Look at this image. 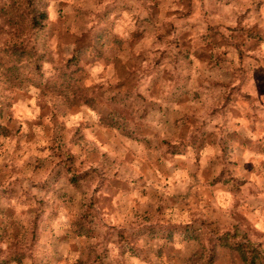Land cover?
Listing matches in <instances>:
<instances>
[{
  "label": "rangeland",
  "instance_id": "374dc122",
  "mask_svg": "<svg viewBox=\"0 0 264 264\" xmlns=\"http://www.w3.org/2000/svg\"><path fill=\"white\" fill-rule=\"evenodd\" d=\"M46 1V87L0 61V264H193L192 237L226 231L264 251L237 211L195 220L170 178L264 193V0Z\"/></svg>",
  "mask_w": 264,
  "mask_h": 264
},
{
  "label": "trees",
  "instance_id": "16d2710c",
  "mask_svg": "<svg viewBox=\"0 0 264 264\" xmlns=\"http://www.w3.org/2000/svg\"><path fill=\"white\" fill-rule=\"evenodd\" d=\"M48 9L46 0H0V23L9 31V39L0 48V61L6 65L8 81H32L34 84L38 82L36 85L40 87H46L42 85L44 56L36 46L34 38L47 25ZM63 76L65 75L60 74L57 81ZM57 81L53 83L57 84ZM73 94L77 97L78 92ZM11 133L10 129L0 125V135L8 137ZM190 234H193L192 231ZM192 239L198 240L201 245L191 258L193 264H214L217 247L228 248L234 264H264V251L261 246L247 236L239 235L237 231H226L209 237L208 246H205L200 235L195 234ZM15 257L21 261L22 256Z\"/></svg>",
  "mask_w": 264,
  "mask_h": 264
},
{
  "label": "crops",
  "instance_id": "0c3cea01",
  "mask_svg": "<svg viewBox=\"0 0 264 264\" xmlns=\"http://www.w3.org/2000/svg\"><path fill=\"white\" fill-rule=\"evenodd\" d=\"M192 176L194 177V180H199V183L197 184L194 182L192 186H185L186 181L191 180L190 178ZM192 176H190L189 173L183 171L181 168H173L172 174L170 175V178L173 181L171 193L181 195L182 191L184 192L189 190L192 192L194 198L192 202L194 205L193 211H196V214L194 215L195 217L193 216L195 220L202 219L206 223H212L214 220V218L212 219V211L214 208L219 210V214L217 213V215H220L222 218H224L223 221L226 225L234 226L238 224V222H234V219L230 217L231 212L234 210L237 211V213L239 212L243 215L244 220L249 224L254 234L258 235L259 237H264V213L263 210L260 209V206L264 207V193H261L262 186H247L249 183H242L241 186H244L242 188L243 196L238 199V204L234 205L232 203L233 201L231 200L232 196L226 187L229 185L227 181L210 184L212 180L210 181V178H204V175H198L196 172H193ZM155 187L157 189H161V192L169 191V189H165V186ZM247 189L250 192L245 194L244 192ZM198 199H202L204 202L200 204ZM195 201L196 203L194 204ZM210 208L212 209L211 212L209 211ZM198 222H192V224L196 226ZM195 229L196 227H194L192 230L189 228L188 233L191 231L193 234L197 233Z\"/></svg>",
  "mask_w": 264,
  "mask_h": 264
}]
</instances>
